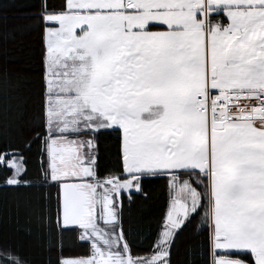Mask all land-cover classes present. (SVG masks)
Returning a JSON list of instances; mask_svg holds the SVG:
<instances>
[{
  "label": "snow or ice",
  "instance_id": "obj_1",
  "mask_svg": "<svg viewBox=\"0 0 264 264\" xmlns=\"http://www.w3.org/2000/svg\"><path fill=\"white\" fill-rule=\"evenodd\" d=\"M30 7L14 31L38 32V63L0 70V193L26 190L6 211L47 264H173L189 228L188 264H264V0ZM150 179L168 208L136 254L125 199ZM0 264L32 261L0 238Z\"/></svg>",
  "mask_w": 264,
  "mask_h": 264
},
{
  "label": "trees",
  "instance_id": "obj_2",
  "mask_svg": "<svg viewBox=\"0 0 264 264\" xmlns=\"http://www.w3.org/2000/svg\"><path fill=\"white\" fill-rule=\"evenodd\" d=\"M36 0H12L11 6L5 11L0 12V70L8 69L15 71L17 69L35 68L39 60L41 48L40 36L37 31H29L21 35L14 31L17 26L26 23V14L33 11L30 7ZM12 119V114L0 115V133L10 131L8 121ZM110 143V141H105ZM105 167H111L112 161L105 156L102 161ZM29 165L31 170H35V157L33 156ZM146 191L150 194L147 201L137 197L136 203L129 209L125 199L126 216L130 218L132 224L139 229L136 233V254H143L148 250L152 242V235L157 226L162 225L163 217L168 208V193L163 179H150L146 183ZM26 199V190H12L0 193V209H5L0 213V238L8 242H15L21 246L23 254L28 257L32 264H47L48 253L42 241L35 235L27 234L21 227L26 223V214L21 211L19 225L16 223V217H9L7 204L19 200L23 202ZM20 228L19 231L17 229ZM191 229L185 230L180 234V239L172 252L173 264H188L191 257L187 254V248L191 243Z\"/></svg>",
  "mask_w": 264,
  "mask_h": 264
}]
</instances>
